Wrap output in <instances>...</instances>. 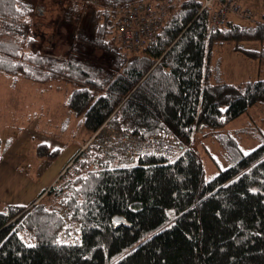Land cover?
Here are the masks:
<instances>
[{
	"label": "trees",
	"instance_id": "trees-1",
	"mask_svg": "<svg viewBox=\"0 0 264 264\" xmlns=\"http://www.w3.org/2000/svg\"><path fill=\"white\" fill-rule=\"evenodd\" d=\"M146 1L177 6L139 53L115 52L110 41L119 13ZM201 6L197 0H84L77 19L86 9L88 30L78 23L66 53L51 56L31 48L34 0H0V73L71 86L65 107L82 117L90 135L102 128L162 136L181 151L171 161L152 154L111 166L88 143L85 157L77 156L43 193L48 201L0 211V264H264V142L243 153L229 139L237 159L209 180L193 146L197 131L221 128L264 105V21H226L208 32ZM229 43L257 60L258 78L210 81L211 46ZM86 48L92 54L81 52ZM56 150L39 144L36 153L53 157ZM115 216L128 225L115 227Z\"/></svg>",
	"mask_w": 264,
	"mask_h": 264
},
{
	"label": "rangeland",
	"instance_id": "rangeland-1",
	"mask_svg": "<svg viewBox=\"0 0 264 264\" xmlns=\"http://www.w3.org/2000/svg\"><path fill=\"white\" fill-rule=\"evenodd\" d=\"M83 1L34 0L36 10L31 18L33 26L31 36L35 39V43L31 47L32 50H39L51 56L64 55L70 46V37L76 25L79 23L86 31L89 28L86 9V16L81 18V21L77 19V16L81 17V12H84L79 10ZM220 2L237 9L236 12H227L226 21L228 19L240 26H250L264 21V0H231L234 5L227 4L223 0ZM75 5L78 9L72 11V14L71 12L67 14V8L70 6L75 8ZM66 14L68 17L72 16L70 22L68 17L67 22L65 21ZM232 45L233 43L211 46L208 66L211 82L237 84L258 78L257 60L247 58L241 53H234ZM257 45L256 42L241 43L244 48H255ZM81 52L84 55L92 54L90 48ZM93 55L97 59L104 58L99 50L94 51ZM7 76L9 77L0 73V77L12 83L10 81L13 80V76ZM20 78L26 81L27 85H33V90L40 93L24 91L19 83L8 86L7 83L0 82L2 95L0 98V186L6 181L7 173H16L15 179L19 178L21 187H30L37 190V196L41 195L33 203L40 200L48 201V196L43 197V193L45 194L56 183L77 156L85 157L86 152H82L83 146L92 135L83 126L82 117L70 113L64 107V102L72 90L71 86L58 82L41 84ZM3 100L7 102L6 107L2 106ZM36 104L39 105L38 109ZM45 117H50L49 124L46 128L39 129L40 138L34 136V132L37 131L28 127L29 122L35 119L43 121ZM104 132L105 130L102 131L103 135H100L99 140L105 137ZM87 133L90 136L86 138ZM18 137L27 139L21 150L14 146ZM229 139L234 140L243 153H248L264 142V105L251 107L246 113L221 128H203L195 133L193 146L201 158L206 180L236 161L237 156L230 151ZM42 141L49 144V151L57 149L55 156L34 155L33 145ZM5 209L0 204V211Z\"/></svg>",
	"mask_w": 264,
	"mask_h": 264
},
{
	"label": "built area",
	"instance_id": "built-area-1",
	"mask_svg": "<svg viewBox=\"0 0 264 264\" xmlns=\"http://www.w3.org/2000/svg\"><path fill=\"white\" fill-rule=\"evenodd\" d=\"M201 2V10L208 11V32L215 31L226 22L228 11H237L220 0H197ZM177 3L142 2L130 6L120 12L115 24L116 37H113L111 46L115 52L128 51L137 54L143 47L151 43L159 29L165 24L168 15ZM104 129H99L83 146L88 143H96L102 157V162H108L111 166H123L137 161V159L159 155L169 161L177 159L181 151L177 142L159 136L144 139L138 136H125L118 133H109L105 130L104 136L100 135ZM99 140V141H97ZM83 149V151H84ZM82 151V152H83Z\"/></svg>",
	"mask_w": 264,
	"mask_h": 264
},
{
	"label": "crops",
	"instance_id": "crops-1",
	"mask_svg": "<svg viewBox=\"0 0 264 264\" xmlns=\"http://www.w3.org/2000/svg\"><path fill=\"white\" fill-rule=\"evenodd\" d=\"M223 1L226 2L227 4L234 5L231 2V0H223ZM227 21H228V19H227ZM257 47H258V45L252 49H256ZM234 53L237 54L239 52L234 51ZM254 60H256V59H254ZM243 63H245V62H243ZM246 64L248 67V63H246ZM257 68H258V62H257ZM251 70H252V66H251ZM1 74H3V73H1ZM3 76L9 77V76L4 75V74H3ZM0 82L7 83L8 86H9V84L12 85V83H15V84L19 83V85L23 88L24 91H28V92L32 91V93L36 92L37 94L40 93L39 91H36V90L34 91L33 85H27L25 83L26 81L21 80L20 77H13V80L10 81L12 83H8L9 82L8 80H5L3 77H0ZM1 97H2V95L0 94V98ZM3 101H4V104L2 106L6 107L7 102L5 100H3ZM36 106L38 109L39 105L36 104ZM12 107H13V105H12ZM64 107H65V102H64ZM41 121H42V119H38V120L35 119L32 122H29V126L27 125L33 131H37V133L34 132V136L39 137V138H40V133L38 132L39 129H44V127L46 128V125H48L50 122V117H45V118H43V121L42 122ZM89 136L90 135L87 133L86 138ZM26 142H27L26 137H18V140L14 143L16 145H14V146L17 149L21 150V148H23V146L26 144ZM41 143L49 145L47 142H44V141L35 142V144L33 145V148H32V152L36 156H38L36 153L37 146ZM16 176H17L16 173H7L5 175V178H7L6 181H3L2 185L0 186V204H2L4 208H6L9 205L28 206V205H30V203H33L34 201H36L35 199L37 197H38L37 200L40 198V196H37L38 195L37 190H35V189L33 190L30 187H21L20 186L21 182L19 181V178L15 179Z\"/></svg>",
	"mask_w": 264,
	"mask_h": 264
},
{
	"label": "water",
	"instance_id": "water-1",
	"mask_svg": "<svg viewBox=\"0 0 264 264\" xmlns=\"http://www.w3.org/2000/svg\"><path fill=\"white\" fill-rule=\"evenodd\" d=\"M114 226L117 227L119 224L123 223L124 225H128L122 217L115 216L113 217Z\"/></svg>",
	"mask_w": 264,
	"mask_h": 264
}]
</instances>
